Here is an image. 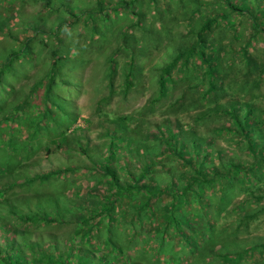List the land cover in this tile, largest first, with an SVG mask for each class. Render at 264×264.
<instances>
[{
	"label": "rangeland",
	"instance_id": "1",
	"mask_svg": "<svg viewBox=\"0 0 264 264\" xmlns=\"http://www.w3.org/2000/svg\"><path fill=\"white\" fill-rule=\"evenodd\" d=\"M114 1L104 0L102 13H93L89 19L94 0H0V189L2 198L12 200L21 210L33 208L35 196L52 192L73 197L76 194V201H85L87 207L97 204L106 191L108 178L101 174V169L93 170L92 161L101 162L107 154L110 137L106 130L117 116L126 115L134 120L129 124L134 132L132 137L148 135L144 144L147 150L157 149L154 137L160 131L155 126L177 117L179 125L193 126L197 134L212 141L207 143L210 155L205 160L215 164L219 160L251 163V151L243 147L233 132L211 131L215 126L228 125L225 115H207L198 121L192 117L209 100L238 98L264 109V73L262 80L256 82L255 72L264 65V34L247 41L253 30L246 16L230 12L221 0H133L134 14L124 8L111 9ZM242 1L253 8L254 14L258 13V4L262 6L264 2ZM222 12L226 15L217 19L208 35V42L219 54L217 95L201 96L205 84L201 81L202 68L195 61L178 74L173 70L172 79L178 75L176 81L168 84L165 96L157 98L159 67L179 48L190 45L194 30L204 18ZM261 17L256 15L257 22H261ZM242 47L252 61L240 60ZM13 52L16 54L12 56ZM53 52L57 62L52 66ZM130 56L134 60L133 85L123 94L120 84ZM110 57L115 64L109 77ZM175 98H180L178 105ZM4 120L8 126H4ZM59 135H65L66 142L52 143L51 139ZM114 142L119 147L111 162L123 182L126 170L138 172L135 160L139 155L125 150L123 140ZM84 145L89 156L79 151ZM216 149L220 154L213 153ZM149 159L155 161V173L162 178L167 174L159 166L160 160L165 164L168 161L178 171L182 169L172 159L160 155ZM126 161L129 164L122 166ZM65 166L71 169L58 175L51 173ZM43 174L46 177H38ZM27 177L34 179L23 182ZM247 179L258 181L250 174ZM247 179L243 184H248ZM263 182L253 193L239 189V183L232 184L221 201L217 184L207 187L205 193L215 203L211 206L213 215L207 221L193 199L180 208L195 221V228H186V234L190 230L196 233L197 246L202 242L200 230L207 223L220 229V236L210 244L207 241L205 250L203 245L193 251L192 246L187 249L189 238L172 230L157 233L160 225L155 223V231H148L149 216L145 212L135 226L138 231L131 230L129 216L137 198L127 197L111 210L115 214L111 221L91 231L92 241L101 244L113 232L117 244L126 248L135 264H234L237 254H244L237 264H264ZM19 200L22 204L16 203ZM167 200L164 198L162 203ZM245 213L253 215L246 218ZM72 226L64 218L61 223L38 227L43 233L27 231L25 237L38 236L39 241L56 237L62 248ZM223 247L236 252L225 262L211 253Z\"/></svg>",
	"mask_w": 264,
	"mask_h": 264
},
{
	"label": "trees",
	"instance_id": "2",
	"mask_svg": "<svg viewBox=\"0 0 264 264\" xmlns=\"http://www.w3.org/2000/svg\"><path fill=\"white\" fill-rule=\"evenodd\" d=\"M103 1L94 0V6L91 9L94 11L89 12V19H92L94 14L102 13L104 10ZM221 1L229 8L230 12L236 11L246 16L248 24L253 30L249 33L247 41L254 39L258 34H264V2L262 6L258 4V13L254 14L253 8L246 5L242 0L240 1L241 4H238L239 1L235 3L234 0ZM133 2V0H129V2L115 0L111 3L110 8L113 7L114 10L124 8L134 14ZM259 14L262 15L261 22H257L256 15ZM222 15L225 16L226 13H215L204 18L194 30V38L190 45L179 48L166 63L159 67L156 79L157 98L165 96L168 84L176 81L178 75L172 79L173 70H175V74H178L181 69L188 68V65L193 66L195 61L202 68L200 73H202L203 78L201 81L205 84L201 96L206 98L208 95L211 97L217 95L220 90L218 80L216 81L219 54L213 43L210 45L208 42V35L213 24ZM240 53L241 61L246 63L252 61L249 52L245 51V47H242ZM14 54L16 52L11 55ZM52 57L53 66L57 62L54 52ZM5 63L7 62H4V65H6ZM114 64V60L110 57L107 69L109 77L113 72ZM133 69L134 60L133 56H130L120 84L123 94H126L133 85ZM255 72L258 73L256 82L262 80L264 65ZM179 99H174L176 105H178ZM207 115H225L227 117L228 125L215 126L211 131L215 133L233 132L243 142V147L252 153V160L249 165L248 163L245 165L236 163L235 160H219L218 164L205 160L210 155L207 143L212 141H206L205 135L197 134L193 126L182 127L179 125L177 117L170 123L168 121L160 122L155 126L156 131H160L154 137L158 146L155 151L147 150L144 144L148 135L144 133L136 135L138 137H132L134 132L130 130L129 126L134 120L126 115L117 116L112 119V124L106 130L110 137L107 154L103 156L101 162L92 161L93 170L101 169V174L108 178L106 191L100 195L97 204H90L92 206L87 207L85 201H76V194L73 197L52 192L35 196V199L33 198L34 207L24 211L18 206L15 207L12 200L7 201L6 198H2V189H0V206L2 207L1 210H4V212L0 210V264H135L131 261L126 248L124 249L117 244L113 232H109L112 233V236L109 234L105 242L101 244H97L98 241L93 242L91 237V231L102 227L107 221L114 218L115 214L111 210L124 197L127 199L137 198L134 205L131 206L132 214L129 216L132 218L130 229H134V232L138 231V223L141 220L140 214L145 212L149 216L146 226L148 231H155L153 230L154 225H160L156 228L157 233L165 234L167 230H172L178 235L181 234L183 237L189 238L185 244L187 249L192 246L193 251L203 245L202 249L205 250V243L208 241L210 244L215 238H218L221 234L220 229L207 223V227L200 230L202 231L199 234L202 242L200 246H197L196 233L190 230L186 234V228H195V221L191 216L183 213L180 208L187 204L190 199H193L198 204L196 207L198 211H201V216L205 215L207 221L213 215L211 206L215 204L209 201L208 194L205 193L207 187L216 183L221 201L226 198V191L232 184L239 183V189L245 190V193H253V189H260L258 183L264 180V109L256 108L252 102L242 101L238 98L209 100L204 104L203 110L194 115L192 119L198 121ZM4 124V126H8L6 120H4ZM66 140L65 135H59L57 139H51V142L61 145ZM115 140L121 143L123 140L125 150L139 155L135 160L138 165V172L133 173L126 170L128 172L126 180L123 182L119 178L116 166L111 162L114 150L119 147L114 142ZM79 151L89 156L85 145L80 146ZM213 153L220 154L217 149ZM157 155H160V158L172 159L175 164L182 166V169L178 171L168 161L165 164L163 160H160L159 166H162V171L167 174L166 177L162 178L161 174L160 176L155 173V161L149 159ZM128 164L129 162L126 161L122 166L125 167ZM69 169L71 167L65 166L51 173L58 175L69 171ZM240 172L243 173L242 177L239 176ZM249 174L257 177L258 181H249L247 179ZM38 177H46V174ZM33 179V177H27L23 182L30 183ZM245 179H247V185L243 184ZM161 183L165 185L159 186ZM164 198H168V200L162 203ZM19 202L16 203L22 204L20 200ZM252 215L245 213L243 217L250 218ZM64 218L67 222L73 223V226L68 242L62 248H60L59 240L56 237H48L43 241H39L38 236L25 237L27 231H35L37 234L43 233L37 230L38 227L61 223ZM29 226L33 227V230L28 228ZM220 243L223 244L224 242L220 241ZM211 253L220 258L222 262L229 259L231 254H236V252L225 247L222 250H212ZM242 256L244 254H237L233 263L237 264Z\"/></svg>",
	"mask_w": 264,
	"mask_h": 264
}]
</instances>
